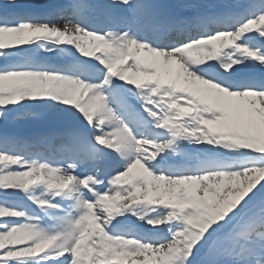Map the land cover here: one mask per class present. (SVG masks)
<instances>
[{"label":"snow or ice","instance_id":"obj_1","mask_svg":"<svg viewBox=\"0 0 264 264\" xmlns=\"http://www.w3.org/2000/svg\"><path fill=\"white\" fill-rule=\"evenodd\" d=\"M0 264H264V0H0Z\"/></svg>","mask_w":264,"mask_h":264},{"label":"rangeland","instance_id":"obj_2","mask_svg":"<svg viewBox=\"0 0 264 264\" xmlns=\"http://www.w3.org/2000/svg\"><path fill=\"white\" fill-rule=\"evenodd\" d=\"M53 2H55V0H53ZM41 55H43V54H41Z\"/></svg>","mask_w":264,"mask_h":264}]
</instances>
